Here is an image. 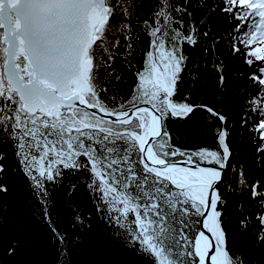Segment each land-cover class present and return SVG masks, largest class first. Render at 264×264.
<instances>
[{"label":"snow or ice","instance_id":"obj_1","mask_svg":"<svg viewBox=\"0 0 264 264\" xmlns=\"http://www.w3.org/2000/svg\"><path fill=\"white\" fill-rule=\"evenodd\" d=\"M223 4L238 21L231 54L250 69L239 127L251 150L243 153L232 146L236 124L218 54L221 95L215 104L193 99L199 65L189 69L186 46L210 35L201 15L214 11L208 0H153L142 19L138 0H0V253L10 156L48 227L51 264H74L92 231L91 214L72 200L81 185L99 221L94 264H134L128 255L142 264H249L225 227L233 206L237 232L253 237L244 251H264V176L240 159L264 173V0ZM197 112L205 140L182 147L172 123ZM58 187L67 228L54 216ZM19 247L10 242L6 255Z\"/></svg>","mask_w":264,"mask_h":264},{"label":"trees","instance_id":"obj_2","mask_svg":"<svg viewBox=\"0 0 264 264\" xmlns=\"http://www.w3.org/2000/svg\"><path fill=\"white\" fill-rule=\"evenodd\" d=\"M138 2L144 5V11L141 13L142 19L147 14V9L153 3V0H138ZM208 4L214 11L201 13V15L206 17L207 21L202 31L207 30L210 33L207 41L201 40L194 48L186 46L187 55L190 58L188 62L189 69L199 65L200 79L197 81V94L193 96V99L197 102L202 99L204 103L215 104L214 96L221 95L217 89L216 73L213 70V62L217 60L218 54V59L223 63V70L227 77V86L229 88V91L224 93V95L232 103L231 113L232 117L235 118L234 123L236 124L232 131V135L235 137L232 146L234 149H239L242 153L248 152L251 150V145L244 147L241 139L242 130L239 127V114L244 105V94L251 90L249 79L242 74L249 73L250 69L244 66L243 58L231 54L232 44L236 42L235 28L238 21L234 19L232 14L222 11L225 6L223 0H208ZM133 23H136L135 19ZM242 27L245 31L247 30L246 24L242 25ZM213 40L215 41V51H210L205 56L204 48L205 46L212 48ZM183 95L184 92H181L177 96V100H182ZM202 121L203 113L201 112H197L187 121H174L171 126L174 140L185 148L199 146L205 140V137L200 135ZM208 140L211 143L210 137ZM240 159L242 161L247 159V170L254 177L264 176V173H260L255 168L251 159L244 155H241ZM7 165L9 170L3 176V183L8 185L9 192L2 199L3 205L6 207L8 227L3 235L4 252L0 253V261H2V264H51L48 227L41 219L38 205L30 197L23 175L19 171H11L14 166V159L11 156L7 161ZM51 191L55 209L54 216L58 214L63 221L61 226L67 228V218L70 212L66 207L65 189L58 187ZM72 200L83 207L85 216L89 214L92 216V231L84 236L81 250L73 258L74 264H94L95 261L101 258L97 254L99 221L95 208L89 199L88 191L83 185L77 189ZM248 203L250 205L249 210L253 214L258 211L250 199ZM229 215L230 220L225 222V227L228 229L230 241H234L236 248L243 251L244 257L249 261V264H255L257 260L264 259V251L257 252L255 256L251 255L252 247L244 251L253 237L245 238L237 232L240 216L236 212L235 206L231 208ZM16 240H19L20 247L17 249L16 255L9 257L6 255L8 244ZM112 247L114 248L115 246L113 245ZM125 258L133 261L134 264H142V262L131 255Z\"/></svg>","mask_w":264,"mask_h":264}]
</instances>
